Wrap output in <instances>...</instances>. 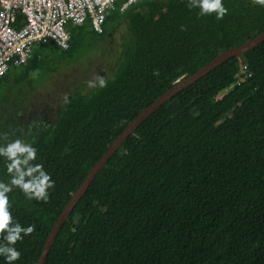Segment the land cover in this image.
<instances>
[{
  "label": "trees",
  "instance_id": "1",
  "mask_svg": "<svg viewBox=\"0 0 264 264\" xmlns=\"http://www.w3.org/2000/svg\"><path fill=\"white\" fill-rule=\"evenodd\" d=\"M124 1L105 18L117 11L129 28L113 77L69 97L52 125L22 127L25 96L13 103L6 91L17 83L8 82L14 67L1 80L0 146L33 145L35 163L54 182L46 203L18 188L8 194L14 220L33 225L15 244L14 264H37L72 195L145 108L264 32V6L255 0H223L228 12L220 20L214 12L198 16L187 0H142L121 10ZM83 28L95 33L88 23L74 25L71 41ZM72 48L37 43L19 78L48 52ZM242 59H229L135 130L73 209L45 264H264V42ZM4 163L0 180L7 182Z\"/></svg>",
  "mask_w": 264,
  "mask_h": 264
},
{
  "label": "rangeland",
  "instance_id": "2",
  "mask_svg": "<svg viewBox=\"0 0 264 264\" xmlns=\"http://www.w3.org/2000/svg\"><path fill=\"white\" fill-rule=\"evenodd\" d=\"M111 15L101 35L87 28L74 29L73 48L48 52L27 78H19L20 70L11 68L8 82L17 83L10 84L6 91L13 103L25 96L18 118L22 127L52 125L69 97L87 95L99 87L98 78L107 81L113 77L122 44L129 39V28L127 21L117 17V11ZM67 28L71 31L74 26Z\"/></svg>",
  "mask_w": 264,
  "mask_h": 264
},
{
  "label": "built area",
  "instance_id": "3",
  "mask_svg": "<svg viewBox=\"0 0 264 264\" xmlns=\"http://www.w3.org/2000/svg\"><path fill=\"white\" fill-rule=\"evenodd\" d=\"M117 1L0 0V89L2 78L12 67L30 62L37 43L51 40L61 50L69 49L68 25L88 23L96 34H101L106 14ZM140 1L125 0L122 10Z\"/></svg>",
  "mask_w": 264,
  "mask_h": 264
},
{
  "label": "clouds",
  "instance_id": "4",
  "mask_svg": "<svg viewBox=\"0 0 264 264\" xmlns=\"http://www.w3.org/2000/svg\"><path fill=\"white\" fill-rule=\"evenodd\" d=\"M255 3L264 6V0H255ZM189 10L198 9L197 15L215 13V19H222L228 12L223 0H187L185 5ZM153 75L159 72L153 70ZM99 87H105V80L98 78ZM90 86L91 83H90ZM0 158L4 160V169L9 176L7 182L0 180V257L3 264H14L19 260L20 252L15 247L17 241L22 240L33 232V225L22 226L16 222L10 211L9 195L13 188H18L29 200L48 201V190L54 182L37 160V148L17 139L0 146Z\"/></svg>",
  "mask_w": 264,
  "mask_h": 264
},
{
  "label": "water",
  "instance_id": "5",
  "mask_svg": "<svg viewBox=\"0 0 264 264\" xmlns=\"http://www.w3.org/2000/svg\"><path fill=\"white\" fill-rule=\"evenodd\" d=\"M264 42V32L255 37L254 39L240 45L237 47L230 48L221 54H219L211 62L203 66L196 73L189 75L187 77L179 79L172 88L162 94L157 98L150 106L145 108L133 121H131L125 128L122 134L111 144L106 153L102 158L93 166L89 171L78 190L72 195L70 201L65 206L63 212L58 217V220L54 224L51 232L46 240L43 247L42 253L37 264H45L49 253L53 247L56 237L61 230L64 223L69 218L71 212L86 194V191L90 187L91 183L98 175V173L106 166L107 162L113 157V155L121 148L122 144L135 132V130L156 110H158L163 104L170 101L173 97L181 93L184 89L195 84L197 81L202 79L204 76L210 74L217 67L225 63L231 58L238 57L241 59V64L244 65L245 61L242 59L243 54L249 52L253 48L257 47L259 44Z\"/></svg>",
  "mask_w": 264,
  "mask_h": 264
}]
</instances>
